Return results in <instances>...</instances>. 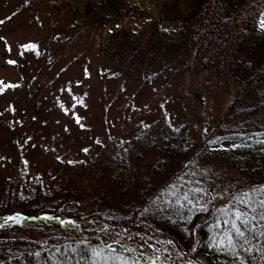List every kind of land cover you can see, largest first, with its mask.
Segmentation results:
<instances>
[{
  "label": "trees",
  "instance_id": "obj_1",
  "mask_svg": "<svg viewBox=\"0 0 264 264\" xmlns=\"http://www.w3.org/2000/svg\"><path fill=\"white\" fill-rule=\"evenodd\" d=\"M132 1L52 7L61 25L126 19L109 31L106 48L138 76L174 59L182 71H213L214 86L234 97L207 138L191 140V121L165 122L148 147L153 156L137 154L139 170L117 153L94 164L89 194L76 179L92 175L87 164L64 187L39 184L24 195L9 187L0 199V264H203L198 244L209 248L214 231L231 233L246 264H264V0ZM221 141L235 146L211 145ZM236 209L249 220L243 237L230 227Z\"/></svg>",
  "mask_w": 264,
  "mask_h": 264
},
{
  "label": "rangeland",
  "instance_id": "obj_2",
  "mask_svg": "<svg viewBox=\"0 0 264 264\" xmlns=\"http://www.w3.org/2000/svg\"><path fill=\"white\" fill-rule=\"evenodd\" d=\"M52 1L0 0V199L9 187L22 195L39 184L64 187L84 164L92 175L76 179L89 194L94 164L117 153L139 170L137 154L153 156L148 147L165 122L178 128L191 121V140L212 134L235 93L214 86L213 71H182L172 59L150 66L140 79L106 48L109 31L126 19L61 25ZM228 233L214 231L207 249L198 244L201 263L246 264Z\"/></svg>",
  "mask_w": 264,
  "mask_h": 264
},
{
  "label": "snow or ice",
  "instance_id": "obj_3",
  "mask_svg": "<svg viewBox=\"0 0 264 264\" xmlns=\"http://www.w3.org/2000/svg\"><path fill=\"white\" fill-rule=\"evenodd\" d=\"M0 23H2V21H0ZM261 24L264 25V21H261ZM27 47H33L34 48L35 46L34 45H30V46H27ZM9 63H14V61H9ZM185 199H187V196H185ZM261 206L264 207V202H262ZM9 219H14V217H9ZM251 219L252 220H256V217L252 216ZM260 219L264 220V213H262L260 215ZM235 221H239V225ZM224 223L226 225H228L229 221L225 220ZM248 224H249V220L247 219V213L246 212H242L240 209H236L235 210V214H234V220L231 222V225H230L231 230L235 232L236 236L243 237L244 236V232L241 230L240 225H243L246 228L248 226ZM227 235H228L229 243H231V241H232L231 233H228ZM115 243H118V241H115ZM220 243L223 244V241H221ZM109 248H111V245H109ZM112 250L115 251L114 249H112ZM130 250L131 249H129V251ZM97 255H99V253H97Z\"/></svg>",
  "mask_w": 264,
  "mask_h": 264
}]
</instances>
